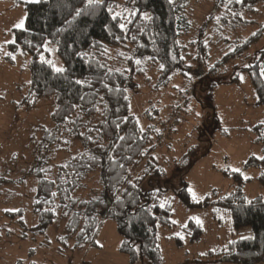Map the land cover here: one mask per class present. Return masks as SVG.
<instances>
[{"label":"trees","instance_id":"trees-1","mask_svg":"<svg viewBox=\"0 0 264 264\" xmlns=\"http://www.w3.org/2000/svg\"><path fill=\"white\" fill-rule=\"evenodd\" d=\"M202 1L100 0L90 4L89 0H41L25 4V26L13 30L15 43L6 45L3 53L28 58L31 81L19 107L35 108L42 103L51 107L52 124L37 142L24 174L37 180L31 209L38 235L62 223L60 245H71V251L79 253L94 245L103 221L111 219L122 237L119 252L130 258V264L140 258L162 264L160 233L175 226L174 199L168 187L157 186L155 181L164 177L155 157L161 135L153 127L145 131L131 114L129 92L139 90L140 79L147 81L150 69H158L163 85L187 72L201 84L209 77L225 75L228 65L240 60L235 75L216 80L210 90L222 84L240 85L241 74L247 73L257 105L264 106V49L250 54L264 38V25L237 41H231L227 33L235 24H245L243 15H251L261 0H215L211 16L197 31L190 16ZM116 13L120 15L114 20ZM120 24L125 25L123 30ZM49 49H55L64 72L57 74L41 61V56L50 60ZM212 49L224 54L208 69L203 63ZM112 51L122 68L111 63ZM124 52L128 56L123 57ZM3 59L15 64L6 55ZM188 60L195 64H187ZM253 131L264 149V122ZM152 134H158V143ZM249 166L264 168V160L251 158ZM224 174L234 181L235 189L219 201L212 200L216 191L194 200L186 183L177 195L188 209L215 203L229 212L233 238L222 259L264 264V198L245 195L249 180L240 172ZM257 181L264 186V172ZM8 216L23 217V212ZM182 232L191 243L204 234L194 220ZM243 232L248 235H239ZM175 240L182 246L183 239L177 236Z\"/></svg>","mask_w":264,"mask_h":264},{"label":"rangeland","instance_id":"rangeland-1","mask_svg":"<svg viewBox=\"0 0 264 264\" xmlns=\"http://www.w3.org/2000/svg\"><path fill=\"white\" fill-rule=\"evenodd\" d=\"M40 1L0 0V264H130V258L119 252L122 237L111 219L103 221L94 245L79 253L72 252L71 245H60L62 223L58 228H48L44 235L33 230L36 218L31 203L37 180L24 174L31 165L37 142L52 124L51 107L43 103L35 108L19 107L31 81L28 58L19 55L10 65L3 59V49L14 41L13 30L21 29L15 25L23 19L25 26V4ZM214 5L215 0H203L194 7L190 16L194 29L198 31L206 24ZM254 11L243 15L245 24L240 22L227 30L231 41L246 39L264 25V0ZM261 49L264 38L252 47L250 54ZM49 51L50 60L63 68L55 49ZM124 53L123 57L128 56ZM222 54L223 51L212 49L204 67L211 68ZM117 55L111 52V63L120 69ZM187 64L195 61L188 60ZM236 65H242L240 60L232 61L225 75L209 77L201 84L197 76L187 72L186 76H173L169 84L163 85L158 69H150L148 80L141 83L140 79L139 90L129 92L131 114L145 131L153 127L161 135L158 143V134H152L158 143L157 167L164 173L155 181L158 180L157 186L168 187L174 199L175 226L160 233L162 264H242L221 258L233 238L229 212L215 203L204 209H188L177 195L182 183H186L194 200L200 201L216 191L218 195L212 200L219 201L235 189L234 181L224 174L230 171L240 172L249 180L244 191L248 198H264V186L257 181L264 168L246 167L249 159L264 156L263 146L253 131L264 122V106L257 105L247 73L241 74L240 85L209 88L216 80L231 79ZM199 71H203L201 66ZM19 178L24 179L22 183L16 182ZM20 211L23 217L8 216ZM189 220L201 224L204 230L203 236L193 243L182 232ZM177 236L184 240L180 247ZM136 264L149 262L140 258Z\"/></svg>","mask_w":264,"mask_h":264},{"label":"snow or ice","instance_id":"snow-or-ice-1","mask_svg":"<svg viewBox=\"0 0 264 264\" xmlns=\"http://www.w3.org/2000/svg\"><path fill=\"white\" fill-rule=\"evenodd\" d=\"M170 2H171V0H170ZM237 2H240V0H237ZM89 3L91 4V3H100V0H89ZM111 10V9H110ZM119 13H116V14H114L113 15V19L115 20V19H117L118 17H119ZM145 16H147V14H145ZM15 27H17V28H23L24 27V20L22 19L17 25H15ZM124 27H125V25L124 24H120V28H121V30H123L124 29ZM12 43H15L14 41H12ZM45 51H47V49H45ZM5 55L7 56V57H9L11 60H15V55L12 53V52H8V53H5ZM40 59H41V61L43 62V63H45V64H47V65H49L51 68H52V70L55 72V73H57V74H59V73H62V72H64L65 71V69H63V68H61V67H58L57 65H55L51 60H47V59H45L43 56H41L40 57ZM137 63H139V61H137ZM77 83H80L79 81H77ZM257 159H261V160H264V157H257ZM234 171H235V169H234ZM53 195H55V193H53ZM173 223H175V221H173ZM101 247H102V245H101Z\"/></svg>","mask_w":264,"mask_h":264}]
</instances>
